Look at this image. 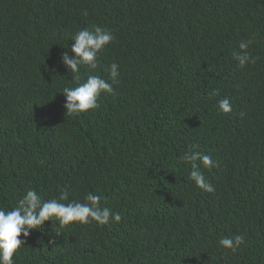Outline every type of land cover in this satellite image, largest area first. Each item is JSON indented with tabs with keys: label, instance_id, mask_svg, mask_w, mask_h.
Instances as JSON below:
<instances>
[{
	"label": "trees",
	"instance_id": "obj_1",
	"mask_svg": "<svg viewBox=\"0 0 264 264\" xmlns=\"http://www.w3.org/2000/svg\"><path fill=\"white\" fill-rule=\"evenodd\" d=\"M93 25L115 39L79 83L111 82L113 62L119 82L69 115L61 58ZM249 39L257 59L241 67ZM190 150L218 163L201 168L214 192L189 178ZM29 189L100 195L121 220L45 222L14 264H264V0H0V207ZM240 234L235 253L218 243Z\"/></svg>",
	"mask_w": 264,
	"mask_h": 264
},
{
	"label": "clouds",
	"instance_id": "obj_2",
	"mask_svg": "<svg viewBox=\"0 0 264 264\" xmlns=\"http://www.w3.org/2000/svg\"><path fill=\"white\" fill-rule=\"evenodd\" d=\"M87 13H85L86 15ZM115 36L113 32L103 26L93 25L91 28L78 30L72 38L70 51L74 54L71 58L67 52H64L61 63L74 74L72 79L77 81L75 87H64L62 94L65 98L63 107L69 115H79L92 109H98L100 104L98 99L101 93L113 94V85L118 83V68L116 62L107 67L109 79L102 78L99 75H88L83 83L80 81V67L86 65L89 69L95 70L100 64L98 55L106 45L113 42ZM252 39L242 40L238 47L239 52L234 53V58L239 66L256 62L254 57L248 51ZM218 107L223 113L232 110L231 102L228 98L219 100ZM182 159L191 166L189 178L203 192L212 193L214 186L205 177L203 169H213L218 167V163L213 160L211 155L203 152L188 151L185 152ZM67 193L64 192L58 199L45 200L37 190L29 189L26 194L17 201V206L9 210L0 207V264H14V253L25 244L30 236L31 230L43 228L45 222L56 221L59 226H67L73 222H79L81 225H88L96 222L99 225H107L110 220L118 223L121 220L120 213H113L108 207L101 206V196L89 192L85 196V202L67 200ZM19 237H23L22 239ZM219 245L235 253L241 245L245 244L243 234L221 237Z\"/></svg>",
	"mask_w": 264,
	"mask_h": 264
}]
</instances>
